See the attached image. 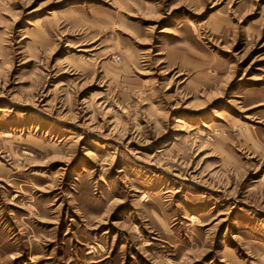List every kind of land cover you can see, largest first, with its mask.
Masks as SVG:
<instances>
[{
	"label": "rangeland",
	"instance_id": "1",
	"mask_svg": "<svg viewBox=\"0 0 264 264\" xmlns=\"http://www.w3.org/2000/svg\"><path fill=\"white\" fill-rule=\"evenodd\" d=\"M0 264H264V0H0Z\"/></svg>",
	"mask_w": 264,
	"mask_h": 264
}]
</instances>
